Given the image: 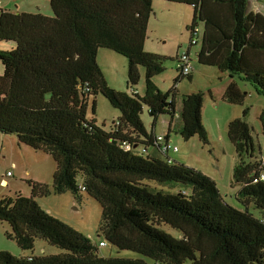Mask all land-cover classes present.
I'll use <instances>...</instances> for the list:
<instances>
[{
    "label": "trees",
    "instance_id": "16d2710c",
    "mask_svg": "<svg viewBox=\"0 0 264 264\" xmlns=\"http://www.w3.org/2000/svg\"><path fill=\"white\" fill-rule=\"evenodd\" d=\"M153 1L50 0L53 17L0 8V41L15 44L12 50L0 49V131L14 134L19 143L57 164L53 190L28 181L30 197L0 198V221L10 224L7 236L23 251L32 252L38 239L63 250L60 255L22 257L1 251L0 264H264V181L258 179L264 169L261 156L253 159L247 109L228 124L238 157L233 170V185H240L238 208L228 205L218 184L195 168L168 164L159 153H140L139 147L157 144V136L142 122L144 108L153 127L164 114L171 125L177 114V89L169 99L153 81L165 71L167 58L144 50ZM157 1L194 10L188 32L195 46V35L203 29L198 63L231 76L224 102L244 104L245 93L236 80L251 83L264 97V15L249 12L250 0ZM101 49L128 59L130 94L108 86L97 63ZM139 68L146 72L143 95L134 89ZM99 95L120 112L109 131L88 118V106L92 101L95 113ZM204 99L200 92L183 95L178 132L186 141L198 136L208 145ZM259 119L264 135V109ZM149 181L170 190L151 188ZM175 185L180 188L174 190ZM52 192H71L77 199L89 195L102 207L100 237L151 263L100 255L88 236L39 205L37 199ZM162 225L179 234L165 232Z\"/></svg>",
    "mask_w": 264,
    "mask_h": 264
},
{
    "label": "rangeland",
    "instance_id": "374dc122",
    "mask_svg": "<svg viewBox=\"0 0 264 264\" xmlns=\"http://www.w3.org/2000/svg\"><path fill=\"white\" fill-rule=\"evenodd\" d=\"M3 10L20 13H33L53 17L50 0H0ZM154 12L149 21L147 29V39L144 50L149 53H155L166 57L164 61L165 71L155 78L153 81L163 94L169 93V99H172L173 89H177V112L180 113L181 100L183 95L200 92L204 94L205 108L203 111V127L208 133L210 144L204 145L199 137H193L186 141L178 132L180 123L172 124L171 130L169 115H161L153 127V117H151L146 108L143 110L142 122L146 130L153 132L157 137L164 136L169 138L168 144L174 150L179 147L180 152L176 155L181 156L186 164H182L191 168H195L199 172L219 179V190L225 198L228 205L232 207H240L236 195L240 185L232 186L233 179V161L238 160L234 145L229 141L228 136V119H237L243 117V110L247 109L248 114L245 121L251 128L255 157L264 159V135L262 133L261 121L259 119L261 111L264 109V97L257 93L255 87L251 83L236 80L240 89L245 93L243 105H230V103L221 102L218 107L216 102L211 98V94L217 96L222 89L227 86L228 80L222 78L217 79V71L215 68L202 66L198 62L197 51L201 41L202 27H199L196 33L199 45L191 46V37L188 27L191 25L193 9L184 4H172L171 2L153 1ZM252 11L264 14V5L258 4L257 10L252 3L249 4ZM15 47L12 42L0 41L1 51H9ZM190 50V66L192 68V78H180L181 73L177 69L176 57L187 54ZM174 59V60H173ZM128 59L124 56L111 52L107 49H101L98 54L97 63L103 71V76L108 86L115 91L130 94L127 86L128 75ZM4 68L0 62V75L2 76ZM140 81L134 89L139 95H143L145 91V75L144 69L139 68ZM92 101L88 106V118L96 119V124L109 131L114 122L120 116V112L113 108L106 98L99 95L96 98V110L92 112ZM178 123V126L177 124ZM170 130V131H169ZM170 133V134H169ZM166 138V139H167ZM188 142V143H187ZM178 149V150H179ZM140 153L146 152V149L139 147ZM169 156L172 158L174 151H170ZM178 152V151H177ZM166 153L162 156L164 160L171 159ZM252 159V160H253ZM167 161V160H166ZM176 163V162H175ZM56 162L48 155L41 151H34L29 146L19 143L14 134H3L0 131V182L6 179L9 187L0 185V198L2 195H10L14 197L17 194L30 197L32 195L28 181L40 182L48 185L53 190L52 171L56 170ZM219 169V175L217 170ZM8 172L12 175L9 176ZM212 178V177H211ZM214 178V177H213ZM212 178V179H213ZM214 180V179H213ZM80 184L81 181H78ZM234 183V182H233ZM151 188L170 190L163 184H157L149 181ZM175 189L180 185H175ZM39 205L45 212L58 218L59 220L69 224L76 231L84 233L97 246L99 254L103 257L133 258L146 259L133 251H120L118 248L108 244L99 235L101 223L102 207L98 202L89 198V195L83 194L80 199L74 197V194L67 192L59 195L52 192L45 198L37 199ZM258 217L261 216L260 211L250 205ZM165 232L177 236L179 233L170 226L162 225ZM12 233L10 224L0 221V252L9 251L14 257H22L29 255L48 256L60 255L63 250L48 244L42 239L35 241L34 250L32 252L23 251L15 241L7 236ZM104 242L105 246L100 245ZM186 264H189L187 262Z\"/></svg>",
    "mask_w": 264,
    "mask_h": 264
},
{
    "label": "crops",
    "instance_id": "0c3cea01",
    "mask_svg": "<svg viewBox=\"0 0 264 264\" xmlns=\"http://www.w3.org/2000/svg\"><path fill=\"white\" fill-rule=\"evenodd\" d=\"M250 3H252L253 5H254V7L255 8H253V9H255V10H257V8L259 7L258 6V4H260V5H264V0H250V2H248V10H249V12H253V13H258V11H252L251 9L252 8H250ZM0 8H1V6H0ZM153 8H154V5H153ZM261 14V13H260ZM262 15H264L263 13H262ZM198 51H199V49H198ZM197 51V52H198ZM188 53L190 54V50L188 51ZM179 56V55H178ZM216 69V68H215ZM217 71V70H216ZM217 79H219V80H221L222 78H226L227 80H228V83H227V86H228V84H229V82H230V80H231V76H230V74L229 73H220L219 71H217ZM192 78V77H191ZM227 86L224 88V89H222V91L217 95V96H215V95H213V94H211V98L216 102V106L218 107V105H219V103H221V102H224L223 100H222V97H223V93H225V91H226V88H227ZM206 101V100H205ZM205 101H204V107L202 108V117H203V111H204V108H205ZM227 103V102H226ZM176 104H177V107H178V102H177V99H176ZM176 107V108H177ZM181 107H182V100H181V106H180V109H181ZM235 120V119H234ZM175 121L176 122H178V123H180L181 122V119H180V117H176L175 118V120H174V122H172V124H174L175 123ZM233 121V118L230 120V119H228V121H227V126H228V124L229 123H231ZM178 123H176L177 124V126H178ZM172 124L171 125H169V127H171L172 126ZM179 131V130H178ZM170 134V133H169ZM167 138V137H166ZM166 138H165V140H166ZM171 137H170V135H169V138H167V140L166 141H168V139H170ZM188 143V142H187ZM209 144H210V141H209ZM145 148V147H144ZM146 149V153H148V154H152V155H156V154H158L159 152H158V150H157V148H155L154 146H152V145H150V146H148L147 148H145ZM178 149H179V147H178ZM180 152V149L178 150V152H175L174 153V155H173V157L171 158L170 156H169V154L171 153V152H169L168 153V156L171 158V160L173 161V162H176V163H182V164H186L185 163V161L183 160V158L181 157V156H178V155H176V153L178 154ZM237 163H238V160L237 159H235L234 161H233V166H232V169L234 170V168H235V166L237 165ZM54 170L52 171V175H54ZM8 173H11V172H8ZM203 173H205V172H203ZM206 174V173H205ZM11 175H12V173H11ZM11 175H9V176H11ZM217 175H219V169L217 170ZM210 177H214L213 179H214V181H216L217 183L219 182V179L216 177V176H211L210 175ZM220 183V182H219ZM218 183V184H219ZM0 185L2 186V187H6V188H8L9 187V182L6 180V179H2L1 180V182H0ZM220 185V184H219ZM218 185V186H219ZM232 186H237V185H233V179H232ZM239 190V189H238ZM237 193H238V191H237ZM7 196H10V195H2V197L1 198H3V197H7ZM236 198H237V195H236ZM103 242V241H102Z\"/></svg>",
    "mask_w": 264,
    "mask_h": 264
},
{
    "label": "built area",
    "instance_id": "2783aa9c",
    "mask_svg": "<svg viewBox=\"0 0 264 264\" xmlns=\"http://www.w3.org/2000/svg\"><path fill=\"white\" fill-rule=\"evenodd\" d=\"M0 6H1V2H0ZM195 38L193 40V44L197 43V39H195ZM190 61L191 60H190V54L189 53L183 55V57L178 56V61H176L177 69L185 77L189 76L192 73ZM156 142H157V144H156L157 150L159 151V154H161L162 156H165L166 153H169L170 151H174V152L178 151L177 147H175V149L173 150L171 148V146H169L168 141L165 140L164 136L156 137ZM127 148L129 149L130 146H127ZM259 163H260V169H264V159L262 157L260 158ZM168 164H173V161L171 159H168ZM262 171L258 177L259 181H261V182L264 181V172H262ZM8 175H11V173H8ZM81 189L83 191L85 190L83 187H81ZM100 245L105 246V244L103 242H101Z\"/></svg>",
    "mask_w": 264,
    "mask_h": 264
},
{
    "label": "clouds",
    "instance_id": "9594fccd",
    "mask_svg": "<svg viewBox=\"0 0 264 264\" xmlns=\"http://www.w3.org/2000/svg\"><path fill=\"white\" fill-rule=\"evenodd\" d=\"M178 115V116H177ZM176 117H180V114L177 112V114H176ZM164 138H166V137H164ZM167 140V139H166ZM137 146V145H136ZM155 148H157V147H155ZM159 152V151H158ZM173 163H175V162H173Z\"/></svg>",
    "mask_w": 264,
    "mask_h": 264
},
{
    "label": "water",
    "instance_id": "95a60500",
    "mask_svg": "<svg viewBox=\"0 0 264 264\" xmlns=\"http://www.w3.org/2000/svg\"><path fill=\"white\" fill-rule=\"evenodd\" d=\"M137 146H135V148H136Z\"/></svg>",
    "mask_w": 264,
    "mask_h": 264
}]
</instances>
